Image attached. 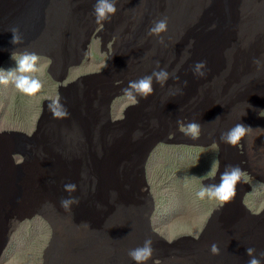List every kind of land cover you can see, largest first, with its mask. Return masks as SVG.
I'll use <instances>...</instances> for the list:
<instances>
[{
    "label": "rangeland",
    "instance_id": "374dc122",
    "mask_svg": "<svg viewBox=\"0 0 264 264\" xmlns=\"http://www.w3.org/2000/svg\"><path fill=\"white\" fill-rule=\"evenodd\" d=\"M192 1L199 10L189 23ZM95 3L64 0L66 23L47 33L43 49L54 60L41 57L34 74L40 93L0 85V180L10 193L0 217L13 227L0 264H135L129 250L148 234L147 264H246V248L264 252V144L257 137L252 146L254 132L234 147L221 136L238 120L264 129V0H117V13L99 24ZM165 17L167 32L149 35ZM199 61L203 77L194 74ZM157 64L173 75L133 104L122 89ZM16 67L10 57L1 69ZM57 98L70 121L48 110ZM178 121L199 123L200 136L185 135ZM227 165L239 166L247 184L228 203L200 200L196 192L219 184ZM67 183L77 190L66 192ZM69 195L79 204L66 211L60 202ZM118 217L125 227L117 235ZM137 229L130 245L126 232Z\"/></svg>",
    "mask_w": 264,
    "mask_h": 264
},
{
    "label": "clouds",
    "instance_id": "9594fccd",
    "mask_svg": "<svg viewBox=\"0 0 264 264\" xmlns=\"http://www.w3.org/2000/svg\"><path fill=\"white\" fill-rule=\"evenodd\" d=\"M190 7L195 11V14L192 17V19L188 21L189 23L193 21L195 15L199 10V2L192 1ZM117 11H118L117 0H96V3L93 6V15L95 17L96 23L98 24L102 22L110 21L111 17L114 16L117 13ZM167 30H168V20L165 17L157 21H154L152 26L149 28L148 32L149 35L160 37L161 34L166 33ZM9 31L12 33L11 43L13 45H21L24 43L19 27H12L9 29ZM160 43H163L162 39L160 40ZM16 55H19L18 59L16 58ZM43 56L51 58L52 61L54 60V57L52 55H50L49 53L46 54L44 50H41L39 48H36V53L25 49L22 53L10 54L5 60L0 62V85L7 86L9 84H12L16 88V90H18L23 95L28 97H35L43 89V82L36 75H34L41 71L40 67L38 66V62ZM10 57L15 60L17 67L15 69H9L7 71L1 69L3 63L6 62ZM256 63H259V61H256ZM157 67L159 68L158 64ZM205 68H206V62L204 61L197 62L193 67L194 74L203 77L205 74L204 73ZM172 75L173 74H170L166 69L159 68V70H154L150 75H146L137 80L129 81L128 86L122 89V93L133 104L139 103L138 97L147 98L153 95L154 80L156 83L163 86L171 78ZM132 106L133 105H131L130 107ZM47 107L48 110L52 113L53 118L55 119H66L69 116L67 108L60 103L59 98L51 101ZM263 111L264 108L260 113H263ZM261 117L264 118V114ZM217 119H219V117ZM68 120L70 121L69 118ZM178 123L180 124L181 131L184 132L185 135L193 139H197L200 136L202 128L199 123L195 121H190L187 124H183L182 122L179 121ZM234 123H236V125H234L226 133L222 134L221 139L224 143L233 147L237 146L247 136H249V140L251 141L250 134L255 132V134L258 137V141L260 145L264 144V135L260 133L261 131L264 132V129L261 128V126L258 127L259 129L253 130V128H251L250 126L240 123L239 120ZM80 124L81 121L79 119H75L73 123V127L75 131L77 130ZM38 127H39V122H38ZM253 127L255 126L253 125ZM257 131L260 132L258 133ZM139 135L142 134L137 133L134 135V138H138ZM71 138L74 141L80 142L79 138H73L72 136ZM1 143L2 142H0V149L2 151L4 149V146L1 145ZM252 146H254V144H252ZM71 150H73V152L80 151V149L77 148H71ZM261 151L263 152L264 148H262ZM14 155H19V154H14ZM262 157L264 161V152L262 153ZM219 159H220V164H219ZM4 160H6V158ZM4 160L2 154H0V162L3 161L4 164ZM12 160H14V157L12 158ZM214 163L215 161H213V165ZM217 168L219 169L221 168V156H219L218 158ZM245 175L246 173L239 166L227 165L224 171L220 174L219 184L213 183L207 186L202 185L199 191L196 192V196L200 200L208 198V199H215L219 201L221 204L228 203L234 199L236 195V189H240V185L237 184L240 182L241 184H247V182L243 178ZM203 178L204 177L202 178L191 177L188 179L192 181V180H202ZM0 187L3 188V192L0 191V194H2L1 200L4 201L7 198V196H9L10 194L6 192L9 186L6 183H4V180L2 179L0 180ZM248 188H251V185H249ZM64 190L69 194L74 193L77 190V185L74 183H67L64 185ZM242 196L243 193H241L240 195V201L242 200ZM60 203H61V207L64 208L66 211H71L73 205L79 204V199L77 197L69 195L66 198H62ZM2 223L4 225V228H2ZM1 228L3 229V233L0 235V245L6 239H9L8 242L9 245L11 237L13 235V232L10 233V231L13 229V227L11 228L9 227L7 216H4L3 218L0 217V233H1ZM8 245L4 249L0 261L3 257L4 252L8 248ZM152 245H153V241L151 240V238L146 239L143 245L129 250L128 255L130 259L134 261L135 264H147V262L153 257L154 249ZM210 252L213 255H219L220 253L219 246L216 243L211 244ZM246 254L247 257L249 258L246 261V264H264V252L260 253V255L258 256L256 254L255 248L248 247L246 248ZM155 264H160V262L156 261Z\"/></svg>",
    "mask_w": 264,
    "mask_h": 264
},
{
    "label": "water",
    "instance_id": "95a60500",
    "mask_svg": "<svg viewBox=\"0 0 264 264\" xmlns=\"http://www.w3.org/2000/svg\"><path fill=\"white\" fill-rule=\"evenodd\" d=\"M63 2L64 0H0V62L10 54L22 53L25 49L35 53L36 48L45 50L47 33L53 30L54 36H57L66 23L67 12ZM12 27H19L23 44L11 43L12 33L9 29ZM0 191L3 192V188L0 187ZM12 232L13 229L10 233ZM8 242L9 239H6L0 245V258Z\"/></svg>",
    "mask_w": 264,
    "mask_h": 264
},
{
    "label": "bare ground",
    "instance_id": "6f19581e",
    "mask_svg": "<svg viewBox=\"0 0 264 264\" xmlns=\"http://www.w3.org/2000/svg\"><path fill=\"white\" fill-rule=\"evenodd\" d=\"M261 14V13H260ZM51 34V33H50ZM75 134H77V132L75 133ZM78 135V134H77ZM74 138V137H73ZM251 138H252V140L254 141L252 144H254L255 143V140H256V138H257V135L255 134V132L251 135ZM142 212L144 213V210H142ZM133 213V212H132ZM132 215H135V214H132ZM117 219V221H115L114 220V223H115V233L118 235V234H121L122 233V230H123V228L125 227V223L118 217V218H116ZM125 220V219H124ZM135 221V220H134ZM142 221V220H141ZM137 224H139V219H137L136 221H135ZM127 226V225H126ZM131 226V225H130ZM129 226V227H130ZM137 226V225H136ZM139 226V225H138ZM114 227V226H113ZM135 227V226H134ZM146 227V226H145ZM128 228V227H127ZM139 228V227H138ZM63 230V229H62ZM138 230V229H137ZM129 231V230H128ZM146 232H148L147 230H146ZM138 233H139V230L135 233V230H133L132 232H126V235L127 236H131L132 237V240L130 241V245H132V243L134 242V240L136 239H139L138 238ZM115 234V235H116ZM136 234V235H135ZM148 234V233H147ZM148 236H149V238H152V236L150 235V234H148ZM122 239V238H121ZM126 240V239H125ZM103 242V241H102ZM94 244V243H93ZM120 243H119V241L115 238V239H113L112 240V242H111V245L112 246H114L115 247V249H116V251L114 252V253H120L122 250H121V248L118 246ZM108 246V245H107ZM110 246V245H109ZM111 247V246H110ZM96 249V248H95ZM113 249V248H112ZM94 249H92V251H93ZM111 250V249H110ZM92 251H90V252H92ZM95 252H93L92 254H94ZM93 257H94V255H92ZM118 257V256H117ZM64 258V257H63ZM69 258V257H68ZM116 258V257H115ZM116 260H118V259H116ZM109 261V260H108ZM115 261V260H114ZM121 262H123V261H121Z\"/></svg>",
    "mask_w": 264,
    "mask_h": 264
}]
</instances>
